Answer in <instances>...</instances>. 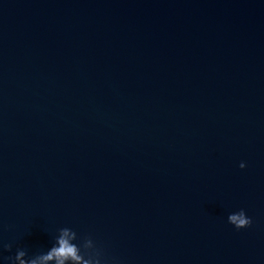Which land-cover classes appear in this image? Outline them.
Segmentation results:
<instances>
[{
    "label": "water",
    "instance_id": "obj_1",
    "mask_svg": "<svg viewBox=\"0 0 264 264\" xmlns=\"http://www.w3.org/2000/svg\"><path fill=\"white\" fill-rule=\"evenodd\" d=\"M65 225L121 264H264V0H0L3 255Z\"/></svg>",
    "mask_w": 264,
    "mask_h": 264
},
{
    "label": "clouds",
    "instance_id": "obj_2",
    "mask_svg": "<svg viewBox=\"0 0 264 264\" xmlns=\"http://www.w3.org/2000/svg\"><path fill=\"white\" fill-rule=\"evenodd\" d=\"M239 167L246 168L247 162L242 160ZM227 222L241 230L249 228L253 220L245 209L240 208L228 213ZM12 248V243L0 241V264H121L116 258L109 259L104 243L93 233L81 234L69 225L56 228L51 246L44 251L30 255L27 249L17 246L14 255H3L4 250L11 251Z\"/></svg>",
    "mask_w": 264,
    "mask_h": 264
}]
</instances>
